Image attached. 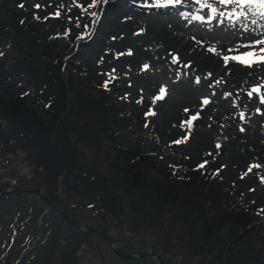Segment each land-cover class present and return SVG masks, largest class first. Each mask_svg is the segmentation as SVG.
<instances>
[{
	"label": "trees",
	"instance_id": "16d2710c",
	"mask_svg": "<svg viewBox=\"0 0 264 264\" xmlns=\"http://www.w3.org/2000/svg\"><path fill=\"white\" fill-rule=\"evenodd\" d=\"M28 1L0 0V82L18 92L0 89V191L1 179L16 190H37L122 254L151 251L164 264H264L255 249L264 250L261 179L223 165L206 138L174 143L184 138L157 123L148 104L136 113L129 92L116 94L127 71H145L144 58L127 54L99 12L93 17L84 10L88 0H71L59 18L53 0H40V8ZM103 65L106 76L97 73ZM110 74L116 79L105 90ZM147 170L159 171L179 191L147 185L141 174ZM0 207L17 220L0 241V264H16L37 236L19 264H155L118 260L98 236L71 228L36 196H0ZM223 222L240 230L227 244L218 236Z\"/></svg>",
	"mask_w": 264,
	"mask_h": 264
},
{
	"label": "rangeland",
	"instance_id": "374dc122",
	"mask_svg": "<svg viewBox=\"0 0 264 264\" xmlns=\"http://www.w3.org/2000/svg\"><path fill=\"white\" fill-rule=\"evenodd\" d=\"M120 2L121 0H100L96 7L88 8L87 5L91 3V0H88L84 9L90 15H92L93 12H99L100 16L103 17L106 24L111 27L114 34L118 36L123 44L129 47L132 53L143 56V66H149L147 70L141 71L140 75L135 74L132 76L131 73L127 71V81L124 87H121L116 94L120 95L125 91L129 92L130 96L128 100L133 104L136 113L143 110L142 107H144V104H148L150 112L155 113V115L152 116L157 123L178 132L183 138L189 136L206 138V142H210L218 149L220 155L218 159L223 165H228V163L233 164L232 167L235 168H231V170L235 169L237 172L242 170L248 171L250 165L260 164L262 167L259 169L253 168L251 172L259 178L264 177V122L259 120L255 115L244 114L234 98L217 99L216 97L213 98L210 96L207 90L210 87L205 88L199 83H196L197 77L189 70L173 66L174 63L172 61H170L169 64L163 62L160 57L155 54L151 43H149L147 39H142L140 25L131 21L130 15L118 11V3ZM27 3L32 6L34 3L40 4V0H29ZM52 3L53 8L51 12H62L70 8L72 1L53 0ZM61 5L63 6L61 7ZM77 24L79 25L78 21ZM211 24H215L216 26L219 25V27L227 26L225 32H228V35L224 34L222 38L216 37L213 31V27L215 26ZM83 27H85L86 34V27L90 28L91 26L89 24ZM194 28L200 36L205 37L206 41H201L200 43L198 42L192 45L193 38H185L183 35H180L182 37L178 36V40L183 41L185 44H189V46L193 48H198L202 53L205 52V54L214 56L219 61H223L222 57L225 55L231 57L252 50L242 47L246 44L244 42L238 45V41L251 43L254 39H259L257 37L255 38V35L244 36L233 32L231 30L233 26H230L227 21L221 24L219 18L212 20L210 23L207 21L201 22L196 26L194 25ZM216 28L219 29L218 27ZM136 33L140 34L137 35ZM235 35L239 36V40L232 37ZM225 36L226 38H223ZM211 38L213 40L217 38L218 40L212 41ZM195 40L197 39L195 38ZM83 43L89 46L90 41L86 40ZM200 44L204 46L202 47ZM210 48L215 49V53L209 52L208 49ZM229 49H238L239 52L229 51ZM171 50L173 51V49ZM172 51L170 53L178 55L176 50ZM179 61L185 63L186 60L179 58ZM229 62L236 66H243L235 61L230 60ZM105 67L106 65L100 66L97 69V73L106 76L105 72H107V69ZM117 69L119 70L121 68L118 67ZM120 71L124 73L125 70ZM162 87L166 89V94L163 99L153 102L154 98L160 95V89ZM0 89L2 95H14L18 93L15 90L16 88L13 89L9 87L8 83L5 81L0 82ZM253 95L256 96L257 94L254 93ZM204 99H208L209 103L205 105L203 103ZM185 109L189 111H185ZM197 113H199V117L192 122L191 130H189V126L186 122L191 116ZM241 113L244 114L243 119L241 118ZM241 128L244 129L243 132L240 131ZM210 143L209 146H211ZM218 144L220 145L219 148H217ZM101 149L103 152L107 153L110 150V146L102 144ZM187 150L191 152V147L189 146ZM110 160L121 168L128 170V166L123 164L117 156H112ZM159 170L162 171V167ZM164 171H166V168H164ZM141 174L144 182L154 189L164 190L172 194L179 191L176 185L170 179L162 176L159 171L147 170L142 171ZM1 182L6 184L5 189L13 188L8 191L16 190L14 189L13 181L1 179ZM7 183L9 184L8 187ZM11 222L16 226L17 220L13 212L6 211V209L0 207V241L6 240L10 236ZM260 223L264 225V219L261 220ZM239 231L240 230L235 225L223 222L218 236L224 244H227L240 233ZM255 249L262 257L264 254L263 248L258 245Z\"/></svg>",
	"mask_w": 264,
	"mask_h": 264
},
{
	"label": "bare ground",
	"instance_id": "6f19581e",
	"mask_svg": "<svg viewBox=\"0 0 264 264\" xmlns=\"http://www.w3.org/2000/svg\"><path fill=\"white\" fill-rule=\"evenodd\" d=\"M156 2L157 0H121V2L118 3V11L130 15L131 21L140 25L142 39H147L148 42L151 43L155 54L160 57L163 62L169 64L173 59V55H175L170 53L172 51L171 49H173V51L176 50L179 58H183L187 62L185 61L184 63L179 61L178 63H174L173 66L189 70L197 78L199 77V84L205 88L210 87L207 90L209 95L213 98H234L244 114L255 115L259 120L264 122V104L260 103L259 96L253 95V97L249 99L247 95L253 86L264 84V64H260L262 67L253 64L251 68H248L245 66H236L229 62L227 67H225L224 61H219L214 56L205 54V52L202 53L198 48H193L177 38L180 35L185 36V38L192 37V45L198 42L200 43L201 41H206L205 37L200 36L194 28V25L196 26L201 22L191 19V16L196 14V10L199 7L194 3V0H182V3L175 7L157 8L151 6ZM200 14L207 16L206 11ZM251 19L250 17L248 22L243 21L236 24L231 30L244 36L255 35V38H264V28L258 27V25H264V20H259L257 18L258 25H253L251 24ZM245 24H247L248 31H245ZM211 25L215 26L213 27V31L216 37L222 38V35L228 33L225 32L227 26L219 27V25ZM232 37L239 40V36L237 35ZM195 38L199 41L195 40ZM223 38H226V36ZM214 40L218 39L214 38ZM214 40L212 39V41ZM238 42V45H240L241 42L246 44L252 43L245 41ZM200 45L202 47L204 46L202 44ZM187 65L191 66L188 67ZM209 73H211V76H209ZM261 92L264 93V88L261 89ZM257 109L260 111L257 112Z\"/></svg>",
	"mask_w": 264,
	"mask_h": 264
},
{
	"label": "snow or ice",
	"instance_id": "6c2138e0",
	"mask_svg": "<svg viewBox=\"0 0 264 264\" xmlns=\"http://www.w3.org/2000/svg\"><path fill=\"white\" fill-rule=\"evenodd\" d=\"M100 2V0H91V3L87 5L88 8L96 7L97 4ZM182 3V0H157V2L151 6L160 8V7H175L177 5H180ZM194 3L197 4L199 7L196 10V14L191 16L192 20L200 21V22H211L212 20H216L219 18V22L223 24L225 21L228 22L230 26H235L238 23H241L243 21H248L251 17V24L258 25V19L264 20V0H194ZM21 8L24 7L23 4L19 5ZM36 8H40V4L34 5ZM63 5H61L62 7ZM79 7L83 8L84 5H78ZM149 6V5H144ZM207 12V16L201 15V12ZM55 18H59L60 12H56L54 14ZM92 16L95 17L96 13L93 12ZM187 18V17H185ZM258 18V19H257ZM36 19H39V17H36ZM23 23V21H22ZM260 28H264V25H258ZM245 31H248L247 24L244 25ZM139 35L140 33H136ZM242 47L250 48L251 51L239 53L238 55L234 56H223L222 59L224 61L225 67H227L229 61H235L236 63H239L245 67L251 68L253 64H264V38L261 39H254L251 44H245ZM209 52L215 53V49H208ZM229 51H236L239 52L238 49H229ZM128 55H131V51L127 53ZM173 63L179 62V56L175 55L172 59ZM190 67L191 65H187ZM148 65H144L143 69L147 70ZM115 70H113L114 72ZM209 76H211V73H209ZM116 79L115 76L109 75V81H106L104 84L101 85L105 90L108 89V83L110 80ZM200 79L199 77L196 80V83H199ZM264 88V84L253 86L251 91L248 92V98L251 99L253 97V94H257L259 96L260 103L264 104V93L261 92V89ZM166 94V89L161 88L160 89V95L155 97L153 102L155 100L163 99L164 95ZM126 99L127 97H123ZM203 103L206 105L209 103L208 99H204ZM185 111H189L188 109H185ZM260 110L257 109V112ZM149 114L155 115L154 112H150ZM199 113L196 115H193L190 117V119L186 122L189 126V130H191L192 122L198 119ZM241 118H244V114L241 113ZM183 126V125H182ZM240 131H244L243 128L240 129ZM188 137H185L183 141L178 140L174 143L180 144L182 142H186ZM220 145H217V148H219ZM204 165L201 164L198 166V168H203ZM262 167L260 164H253L250 165L248 168V172H251L253 168L259 169ZM247 173H245L246 175ZM244 176H241V179H243ZM261 182L264 183V177H260Z\"/></svg>",
	"mask_w": 264,
	"mask_h": 264
},
{
	"label": "water",
	"instance_id": "95a60500",
	"mask_svg": "<svg viewBox=\"0 0 264 264\" xmlns=\"http://www.w3.org/2000/svg\"><path fill=\"white\" fill-rule=\"evenodd\" d=\"M21 195V194H28V195H32V196H36L37 198H39L40 200H42L47 206H49L50 210L52 211V213L56 216H58L59 218H61L67 225H69L71 228L79 231V232H89L92 233L96 236H98L108 247V249L117 257L118 260L122 261V262H128V261H134L136 259L139 258H145V259H150L152 261H154L155 264H164L162 259L154 254L151 251H146L137 255L134 254H122L120 253L118 250H116V248L114 247V245L112 244L111 240L104 234L100 233L99 231H97L96 229H88V228H84L80 225H78L77 223L71 221L70 219L66 218L65 216H63L60 212H58L56 209H54L53 207H51L50 203L48 202V200L42 196L37 190H10V191H0V196H6V195ZM246 231V230H244ZM37 241V238L34 240V242H32L25 250H28L35 242ZM22 252V254L24 253ZM22 254H20L16 264H19L20 261V257L22 256Z\"/></svg>",
	"mask_w": 264,
	"mask_h": 264
},
{
	"label": "built area",
	"instance_id": "2783aa9c",
	"mask_svg": "<svg viewBox=\"0 0 264 264\" xmlns=\"http://www.w3.org/2000/svg\"><path fill=\"white\" fill-rule=\"evenodd\" d=\"M10 184H11V182H10Z\"/></svg>",
	"mask_w": 264,
	"mask_h": 264
}]
</instances>
